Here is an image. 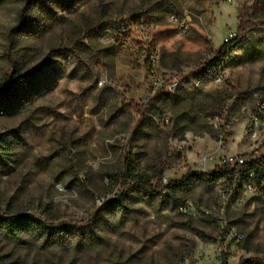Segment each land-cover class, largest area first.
Instances as JSON below:
<instances>
[{
    "label": "rangeland",
    "instance_id": "1",
    "mask_svg": "<svg viewBox=\"0 0 264 264\" xmlns=\"http://www.w3.org/2000/svg\"><path fill=\"white\" fill-rule=\"evenodd\" d=\"M256 1L0 0V94L14 71L38 74L0 112V214L69 228L57 242L0 233V264L264 259L260 191L242 184L223 195L229 181L199 179L226 157L264 154V121H253L264 102V25L215 57ZM261 2L254 22H264ZM172 15L186 21L183 34ZM159 76L166 86L154 89ZM126 161L156 193L122 186Z\"/></svg>",
    "mask_w": 264,
    "mask_h": 264
},
{
    "label": "trees",
    "instance_id": "2",
    "mask_svg": "<svg viewBox=\"0 0 264 264\" xmlns=\"http://www.w3.org/2000/svg\"><path fill=\"white\" fill-rule=\"evenodd\" d=\"M32 1L34 0H26V4L29 5ZM261 6V0H257L252 7L246 8L243 11L240 16V23L236 36L226 41L223 46L215 52L216 58L229 57L242 38L259 30L264 25L262 21H253L254 15L259 12ZM26 25L25 19L23 15H21L20 28L24 29ZM37 79L38 74L35 72L20 75L14 71L7 77L4 82L5 93L0 94V112H2L3 108H13L14 101H23L26 97L23 88H32ZM7 142V139H5L3 135H0V157L3 160L7 159L4 147ZM199 177L203 184L211 186L221 180L229 181L225 187L228 195L235 192V187H237V185L242 187V184L244 185L248 182H252L254 184V190L258 189L261 195L264 196V155L248 160L241 168H235L231 165H221L215 168L211 173L200 174ZM122 178V186L133 183L145 192L156 193L157 191V187L151 184L150 180L148 181L142 175L136 173L131 165H129L128 161L125 162ZM178 186L177 183H172L171 185L172 188H177ZM0 233L13 240H18L24 234H40L49 241L57 242L64 239L69 233V228L66 225L58 228L42 217H37L28 213L12 212L0 214ZM239 264H264V259H242Z\"/></svg>",
    "mask_w": 264,
    "mask_h": 264
},
{
    "label": "built area",
    "instance_id": "3",
    "mask_svg": "<svg viewBox=\"0 0 264 264\" xmlns=\"http://www.w3.org/2000/svg\"><path fill=\"white\" fill-rule=\"evenodd\" d=\"M191 17H195L199 21L202 20V17H198V16H195L193 14L188 15L186 19L190 21ZM170 20L174 24L179 25L178 26V35H181V34H183L185 32V27L183 25L186 22L185 20L180 21V19L178 17L174 16V15H172L170 17ZM157 59H158L157 55L154 54V55L151 56L150 60H151L152 63H155L157 61ZM151 73H152L153 76L156 74L155 70H152ZM218 80L221 81L222 78H219ZM166 83H167V81L162 76L154 77V80H153V83H152V87L154 89H156L160 85H165ZM178 86H179V82L176 81V80L171 81L170 83H168V89L170 91L175 90ZM253 121H254V125L256 126L257 129L260 126V124L262 123V121H264V102H261L259 104L257 111L254 113ZM255 136H257V133H255ZM247 162H248V159H246L243 156L226 157V158L223 159L222 165H231L232 167H235V168H241ZM245 185H246L248 190H250V191L254 190V184L252 182H248ZM220 192L223 195H225V194L227 195L226 188H224L223 191H220Z\"/></svg>",
    "mask_w": 264,
    "mask_h": 264
},
{
    "label": "crops",
    "instance_id": "4",
    "mask_svg": "<svg viewBox=\"0 0 264 264\" xmlns=\"http://www.w3.org/2000/svg\"><path fill=\"white\" fill-rule=\"evenodd\" d=\"M169 70V69H168ZM168 72V71H167ZM264 155V154H263ZM260 157V156H259Z\"/></svg>",
    "mask_w": 264,
    "mask_h": 264
}]
</instances>
